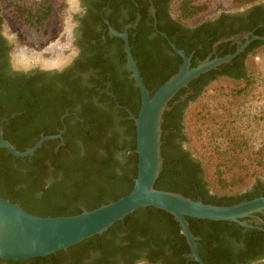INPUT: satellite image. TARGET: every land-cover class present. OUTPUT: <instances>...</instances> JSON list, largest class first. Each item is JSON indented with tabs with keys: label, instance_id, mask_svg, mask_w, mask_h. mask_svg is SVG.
<instances>
[{
	"label": "flooded vegetation",
	"instance_id": "1",
	"mask_svg": "<svg viewBox=\"0 0 264 264\" xmlns=\"http://www.w3.org/2000/svg\"><path fill=\"white\" fill-rule=\"evenodd\" d=\"M177 2L71 0L68 2L71 7L70 26L51 40L53 44L58 41L57 46L52 48V57L56 59L61 56L62 60L56 59L55 64H48L41 58L44 63L40 65L38 62L39 65L35 67L31 65L38 64L34 61L36 51L23 44L16 33L7 30L0 5V102L4 105L3 108L0 106V124L3 125L4 137L18 138L26 150L43 136L61 134L60 137L45 140L38 148L45 144L41 157L49 163L51 156L66 145L67 139L79 142L80 138L90 135L91 123L86 124L87 117L108 115L111 112V100L116 103L117 109L125 110L133 120L127 108L135 114L131 105L133 102L139 105L141 101L133 95L130 87L131 81L134 86L137 85L124 49L121 53L125 54L126 60L118 55V48H124V40L110 32L109 26H112L119 32H128L132 53L139 56L133 54L141 75L152 86L159 84L173 69L178 71L183 63L171 43L182 50L184 46L193 47L189 55L184 50L191 58L190 67L235 54L231 60L193 79L188 87L181 89L171 100L173 105L167 110L171 129L167 151L175 157L187 155L198 166H193L192 170L207 183L204 189L209 194H227L239 203L264 196L262 178L254 179L240 191H214L207 181L202 161L186 145L189 105L218 80H245L244 77H238L243 71L248 75L251 56L261 47L256 44L264 41V35L259 34L264 32V0L221 10L198 21L181 19L176 10ZM216 33L222 35L214 40ZM28 57L31 58V64L27 63ZM16 59L23 60L25 65L16 64ZM143 72L146 75L143 76ZM110 76H113L114 87ZM18 84L30 89V92L24 91L29 94L26 97H34V102L47 107L44 113L41 112L42 117L37 124L34 109L31 107L32 112L29 113L28 108H23V102L26 101L24 96H17L16 99L11 97ZM114 89L122 94L125 105L120 103ZM15 108L20 110L13 112ZM63 150L64 155L70 152L67 147ZM34 155L27 156L28 160ZM83 207L80 206L81 209ZM242 220L253 227L229 221L228 224L195 221L193 227L199 233L195 236L198 237L201 258L204 260L202 255L205 254L212 264L264 262V210ZM138 224L136 219L131 220V226L123 223L105 236L100 235L90 245L78 248V251L65 250L61 258L50 260L47 264H200L192 255L187 239H177L166 224ZM0 264L7 262L2 261ZM26 264H30V261Z\"/></svg>",
	"mask_w": 264,
	"mask_h": 264
},
{
	"label": "trees",
	"instance_id": "2",
	"mask_svg": "<svg viewBox=\"0 0 264 264\" xmlns=\"http://www.w3.org/2000/svg\"><path fill=\"white\" fill-rule=\"evenodd\" d=\"M2 1L8 14L29 38L39 43L40 41H48L52 37L53 30L50 20L55 12L52 0ZM254 1L256 0H178L176 10L181 19L193 21L216 9L231 5L243 6ZM259 34L264 35V32ZM221 35V33H216L214 40H217ZM263 45L264 41H258L256 44L257 47ZM178 46L180 47V45ZM182 48L189 55L193 47L184 46ZM123 49V47L118 48V55L123 56L126 60L125 54L121 53ZM133 54H135V57H139L136 53L133 52ZM91 63L93 64L94 61ZM176 72L177 69H173L155 86L150 85V82L144 79L151 95ZM144 75H146L145 72H143ZM238 77L248 79V75L244 71ZM110 78L114 87L113 76H110ZM130 87L134 92L133 95L141 101L139 88L134 86L132 81ZM24 91L30 92V89L18 84L13 89L14 93L11 97L16 99L17 96H24L23 98L26 101L23 102V108H28L29 113L32 112L31 107L34 109V113H36L35 124H37L42 117L41 112L44 113L47 107L42 103L34 102V97H26L29 94H25ZM114 92L117 94L120 103L125 105L126 100L122 98V94L115 89ZM111 102L112 104L109 107L111 112L108 115H100L96 118L87 117L86 124L91 123L89 136L80 138L79 142L67 139V143L63 148H69L70 152L64 155L62 154L64 152L62 148L57 154L51 156L49 163L46 162V158L41 157L45 144L36 151L31 160H28L27 157H17L5 148L0 149V196L10 199L12 202H21L26 210L37 215L67 216L81 213L80 206L92 210L109 200H117L128 194L133 188L138 170V155L135 152L137 143L136 127L129 114L123 109H117L113 100ZM169 105L172 106L173 102L171 101ZM0 106L1 108L4 107L1 102ZM140 106L141 103L138 105L135 102L131 105L135 114H138ZM204 107L203 104L200 105L201 109L198 114L202 112ZM18 108L12 111L20 110ZM168 114L169 111H165L162 125L163 170L156 180L155 188L180 192L192 199H197L200 196L205 203L217 205L239 203L227 194L220 196L209 194L204 189V185L207 183L203 182L202 178H199L198 174L192 170L193 166L196 165L188 156L175 157L167 151V141L171 135L169 134L171 129L167 120ZM195 115H197V112ZM204 130L205 128L198 130L197 134L204 133ZM5 139L17 144L19 150H25L18 138L5 137ZM216 144L218 143L214 141L210 147ZM213 150V155L210 154L207 159L213 168V178L220 188L225 189L226 182H230L232 186L245 185L256 174L264 172V147L248 154L246 148L239 142L238 145L228 146L226 150L218 144L214 146ZM234 169H241V171L233 172ZM202 170L204 172V169ZM218 181L220 183H217ZM134 219L139 221V226L144 224H149V226L166 224L172 229L173 235L177 239L186 240L185 235L181 232L178 220L169 212L153 206L137 209L126 216L124 221L113 224L102 235L105 236L113 229L122 226L123 223L126 226H131V220ZM187 219L194 235L199 234L193 227L195 221H208L213 224L229 223L228 221L194 217H187ZM99 237L100 235H94L68 249L69 251H78V248L90 245ZM186 246L188 247V244ZM84 252L83 250L82 253ZM65 253V250H60L48 256L32 259L0 260V263L5 261L7 264H26L30 261V264H47L50 260L61 258ZM202 256L207 264H212L205 254Z\"/></svg>",
	"mask_w": 264,
	"mask_h": 264
},
{
	"label": "water",
	"instance_id": "3",
	"mask_svg": "<svg viewBox=\"0 0 264 264\" xmlns=\"http://www.w3.org/2000/svg\"><path fill=\"white\" fill-rule=\"evenodd\" d=\"M109 24V21L106 20ZM112 34L124 40V51L129 69L141 95L138 115L128 108L136 127V149L138 155L137 176L132 190L117 200H109L101 206L67 216H41L26 210L19 202L0 196V260L32 259L48 256L60 250H67L94 235H102L113 224L124 221L126 216L142 207L153 206L172 214L180 223L192 255L200 264H207L198 251V237L191 230L187 217L199 219L237 222L253 227L242 218L264 210V196L232 205L205 203L202 199H192L180 192L155 188L156 180L163 170L162 124L164 113L171 107L170 101L189 83L202 73L218 64L231 60L235 54L212 61L206 60L196 67L191 66V58L184 50L171 43L173 49L182 57L179 70L166 80L152 95L132 53L128 32H119L109 26ZM39 64H33L35 67ZM58 135L43 136L35 145L21 151L4 137L0 124V149L5 148L18 157L34 155L42 143ZM132 152V151H131Z\"/></svg>",
	"mask_w": 264,
	"mask_h": 264
},
{
	"label": "rangeland",
	"instance_id": "4",
	"mask_svg": "<svg viewBox=\"0 0 264 264\" xmlns=\"http://www.w3.org/2000/svg\"><path fill=\"white\" fill-rule=\"evenodd\" d=\"M52 1L55 6L54 15L50 20L53 30L52 37L48 41L37 43L23 33L21 27L8 14L3 1L0 0L7 30L16 33L23 41V44L34 49L36 51L34 53H37L36 55L43 60L47 59L42 56L48 58V60L54 59L52 57L54 56L52 48L57 46L58 41L53 44L51 40L60 34L63 29L70 26L69 15L71 7L68 6V2L71 0ZM67 6L68 8H66ZM235 7L237 5L216 9L195 21L206 16L215 15L221 10H230ZM47 54L50 55L47 56ZM60 57L56 59L62 60ZM41 58L40 60H42ZM202 104L205 107L198 114ZM196 112L197 115H195ZM187 113L189 114H187L186 119V145L202 161L207 181L214 191L232 193L245 188L256 178L264 179L263 172L256 174L245 185L232 186L230 182H226V188H220L213 178V168L207 159L210 154L213 155V148L218 144L226 150L228 146L238 145L241 142L248 154L264 147V45L251 56L247 80H218L189 105ZM204 128V133L197 134L198 130H203ZM214 141L218 144L210 147ZM234 171L239 172L241 169H234ZM217 183L220 182L218 181ZM262 263L264 264V262Z\"/></svg>",
	"mask_w": 264,
	"mask_h": 264
},
{
	"label": "bare ground",
	"instance_id": "5",
	"mask_svg": "<svg viewBox=\"0 0 264 264\" xmlns=\"http://www.w3.org/2000/svg\"><path fill=\"white\" fill-rule=\"evenodd\" d=\"M40 58H41V57H39V56L36 55V56L34 57V61H36V63L39 62L40 65H41V64H43V63H42L43 60H40ZM29 59H31V58H29ZM29 59H28L27 63H28V64H31L30 61H29ZM53 60H54V62H53ZM53 60L50 61V62H49L48 60H46V62H48V64H51V63H52V64H55V62H56L55 60H56V59H53ZM25 61H26V59H25ZM15 63L18 64V65H23V64H24V61H23V60H17V59H16V62H15ZM39 63H38V64H39ZM48 64H47V65H48ZM24 65H25V64H24Z\"/></svg>",
	"mask_w": 264,
	"mask_h": 264
}]
</instances>
